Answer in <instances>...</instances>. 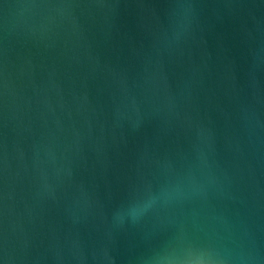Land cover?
<instances>
[{"label": "water", "instance_id": "95a60500", "mask_svg": "<svg viewBox=\"0 0 264 264\" xmlns=\"http://www.w3.org/2000/svg\"><path fill=\"white\" fill-rule=\"evenodd\" d=\"M0 264H264V0H0Z\"/></svg>", "mask_w": 264, "mask_h": 264}]
</instances>
